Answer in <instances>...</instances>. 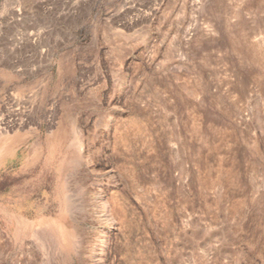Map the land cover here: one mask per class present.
I'll return each mask as SVG.
<instances>
[{
  "label": "rangeland",
  "instance_id": "374dc122",
  "mask_svg": "<svg viewBox=\"0 0 264 264\" xmlns=\"http://www.w3.org/2000/svg\"><path fill=\"white\" fill-rule=\"evenodd\" d=\"M0 264H264V0H0Z\"/></svg>",
  "mask_w": 264,
  "mask_h": 264
}]
</instances>
